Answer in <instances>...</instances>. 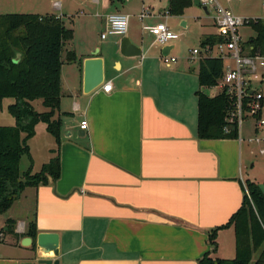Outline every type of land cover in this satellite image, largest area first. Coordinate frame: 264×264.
Masks as SVG:
<instances>
[{
  "label": "crops",
  "instance_id": "1",
  "mask_svg": "<svg viewBox=\"0 0 264 264\" xmlns=\"http://www.w3.org/2000/svg\"><path fill=\"white\" fill-rule=\"evenodd\" d=\"M135 1L0 0V14L54 15L73 32L61 56L60 176L21 193L31 201L25 220L0 214V264H21L34 251L32 244L21 245L31 221L37 234H58L60 264H197L212 250L208 237L216 229L212 256H234L233 228L224 226L243 202L245 140L198 138L199 59H191L196 48L177 58L175 41L158 45L143 30L164 23L173 32L186 31L188 14L168 15V22L177 21L169 25L159 14L167 11L168 0H140L138 7ZM198 7H206L207 15L198 23L200 46L202 39L219 35L207 6ZM142 12L148 16L141 19ZM112 13L129 16L127 33L101 39ZM123 38L141 55L124 57ZM71 51L76 59L66 62ZM94 55L104 62L108 93L101 87L82 91L83 61ZM166 56L176 61L164 63ZM214 88L201 90L212 97ZM40 131L54 157V140L51 148L44 126Z\"/></svg>",
  "mask_w": 264,
  "mask_h": 264
},
{
  "label": "trees",
  "instance_id": "2",
  "mask_svg": "<svg viewBox=\"0 0 264 264\" xmlns=\"http://www.w3.org/2000/svg\"><path fill=\"white\" fill-rule=\"evenodd\" d=\"M192 3L193 0H168L166 13L181 16ZM249 26L255 35L247 43L253 47L254 53L264 55V20L256 19ZM72 37V30L54 15L0 14V109L5 100H10L6 111L14 121L11 126L0 125V214L10 209L26 188L55 182L60 176L58 149L61 121L57 114L61 98V56ZM221 40L220 36H208L201 40L200 47L214 46ZM75 59L74 52H67L66 62ZM223 72L224 61L219 58H202L198 62L199 139L238 138L234 125L229 127V133L224 131L227 125L225 117L230 108L225 92L219 90L211 97L201 90L216 87ZM35 101H40L45 111L37 112L33 106ZM40 124L54 140V157L44 163L38 172L33 173L30 165L20 174L22 156H27L32 163L28 142L35 136ZM242 188V205L224 226L233 228L234 256H212L217 247L216 229L208 237L212 250L204 254L197 264H264V190L249 179L243 182ZM9 223L12 224V221L8 220L11 226ZM9 226L8 232L12 233L13 228ZM25 234L33 239L34 249L37 235L34 221L28 224Z\"/></svg>",
  "mask_w": 264,
  "mask_h": 264
},
{
  "label": "built area",
  "instance_id": "3",
  "mask_svg": "<svg viewBox=\"0 0 264 264\" xmlns=\"http://www.w3.org/2000/svg\"><path fill=\"white\" fill-rule=\"evenodd\" d=\"M204 6H211L215 12L214 22L221 42L214 46H204L191 51V59L219 58L224 61V72L217 83V88L223 90L230 100V108L225 117L226 127L224 131L229 133V127L234 125L237 128L239 140L242 138V126L246 118L254 120L255 134L247 139L249 144H256L264 147V139L258 132L264 129V96L261 91L254 87V84L262 83L264 79V55L253 52V47L246 44L238 35V30L249 26L253 21L251 18H243L223 8L217 0H198ZM57 6V4H55ZM264 6V0H263ZM148 16L142 13V19ZM129 16L121 13L108 14L105 18V29L100 35L101 39L106 36H125L128 30ZM153 38L154 43L164 46L170 42L180 39L177 34L168 29L164 23L143 27ZM175 58L164 57V63H174ZM101 88L104 92H110L112 86L103 83ZM79 128L86 130L85 121L80 122ZM257 153L264 156V148H259ZM245 192L246 188L244 186Z\"/></svg>",
  "mask_w": 264,
  "mask_h": 264
},
{
  "label": "rangeland",
  "instance_id": "4",
  "mask_svg": "<svg viewBox=\"0 0 264 264\" xmlns=\"http://www.w3.org/2000/svg\"><path fill=\"white\" fill-rule=\"evenodd\" d=\"M56 2H63L67 0H54ZM218 3L225 9H228L232 13L243 17V18H251L255 21L257 18H264V7H263V0H232L231 2H227V0H217ZM136 6L138 7L140 5V0L135 1ZM88 10L93 11L94 5L88 4ZM192 6V5H191ZM190 6V7H191ZM131 8H135L134 5H131L126 9L127 12H130ZM159 12V11H158ZM207 12L210 14L211 17L214 16L215 12L211 6L207 7ZM144 13V12H142ZM141 13V14H142ZM185 14H188V26L186 31H181V29H177L175 33L182 34L180 39L178 41L173 42L175 45V49L173 50V55L175 57L180 58L188 52H190L191 49L196 48L200 49L199 46V38L196 35L198 32V23L199 20H205L204 18L207 17L206 13L203 10V7L194 6L191 9L186 8L184 10ZM184 13L182 15H184ZM140 14V15H141ZM160 16H163L164 19H162V22H165L167 24L175 23L177 24V21L172 20L168 22V15L166 12L163 13L161 11ZM166 17V19H165ZM93 19V18H92ZM94 20V19H93ZM135 22V19H133ZM77 23V22H76ZM68 24V23H67ZM69 25V24H68ZM72 27H75L76 24H70ZM179 28V27H178ZM81 31L80 23L77 27V34ZM238 35L242 38V40H248L249 37H253L255 35V32L251 28V26H245L238 30ZM193 66L197 68L196 62H193ZM254 87L262 92L264 96V79L262 83L260 84H254ZM219 88H214L213 92H219ZM207 93H210V89L207 90ZM10 102V100H5L3 103L2 109H0V125H12L14 123L13 119L10 117V115L6 111V105ZM33 106L37 112H43L45 109L41 106L40 101L33 102ZM263 118H264V112H263ZM255 122L251 118H246L243 122L242 126V136L245 140L243 143V156H244V173L245 179H249L251 181L257 182L264 190V156H260L257 151L259 148H264L263 146H258L256 144H249L246 140L251 138L255 134L254 130ZM39 126H43L40 124ZM38 126V127H39ZM37 127V129H38ZM41 132V133H40ZM37 132L35 136L29 140L28 145L32 151V163L29 161L27 156H22L19 166L20 174L24 173L30 165L32 166L35 163V166L33 167V173H36L40 170L43 163H46L49 161V159L53 156H51L48 151L46 152V147L48 145V142L43 139L42 131ZM259 136L264 139V129L260 130L258 132ZM49 140H51L52 145L51 148H54L53 146V139L51 136L47 134ZM48 140V139H47ZM45 149V152H43ZM251 152V153H250ZM253 164V166H251ZM28 202L29 205H31L30 199L26 200L24 197H19L12 207L5 213L2 214V216L5 217H13L14 219H21L25 220L27 217V213L29 210L26 208V203ZM11 224V223H9ZM14 223L9 226L10 228H14ZM255 257V254L253 255V258Z\"/></svg>",
  "mask_w": 264,
  "mask_h": 264
},
{
  "label": "water",
  "instance_id": "5",
  "mask_svg": "<svg viewBox=\"0 0 264 264\" xmlns=\"http://www.w3.org/2000/svg\"><path fill=\"white\" fill-rule=\"evenodd\" d=\"M196 6H200L198 0H193ZM206 10V7H203ZM120 53L124 57L140 56L141 50L133 45L128 38H123L120 45ZM96 55V54H95ZM87 58L83 61L82 91L89 94L101 87L104 83V62L100 57ZM32 239L25 237L21 241L24 247L30 246ZM59 236L54 232H40L35 238V249L21 264H60L59 262Z\"/></svg>",
  "mask_w": 264,
  "mask_h": 264
}]
</instances>
